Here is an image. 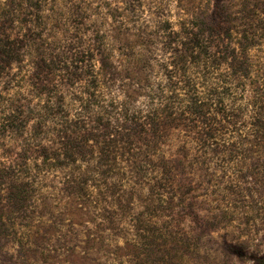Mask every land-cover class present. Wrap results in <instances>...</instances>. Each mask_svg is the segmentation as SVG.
<instances>
[{"label":"rangeland","instance_id":"rangeland-1","mask_svg":"<svg viewBox=\"0 0 264 264\" xmlns=\"http://www.w3.org/2000/svg\"><path fill=\"white\" fill-rule=\"evenodd\" d=\"M211 16L233 41L214 40L210 54L236 49L248 69L242 112L223 121L216 141L171 132L162 150L172 186L158 192L131 162L101 167L94 145L89 161L52 155L59 146L50 124L41 138L31 122L10 127L14 88L0 73V264H264V0H0V39L10 38L20 58L32 45L37 59L60 60L72 47L99 46L116 27L153 35L196 20L204 29ZM153 41L146 54L171 63L175 38L161 32ZM224 59L219 72L232 74ZM46 79L55 85L54 74Z\"/></svg>","mask_w":264,"mask_h":264},{"label":"trees","instance_id":"trees-1","mask_svg":"<svg viewBox=\"0 0 264 264\" xmlns=\"http://www.w3.org/2000/svg\"><path fill=\"white\" fill-rule=\"evenodd\" d=\"M217 19L204 18V29L196 20L180 23L182 31L170 25L153 35L141 28L129 33L116 27V35H111L113 31L104 33L99 46L88 43L82 49L72 47L66 55L58 56L60 60L49 55L37 59L32 45L20 58L14 42L6 36L0 39V73L9 77L8 84L14 88L13 97L6 101L14 116L7 122H12L10 127L31 122L36 138L44 136L41 132L50 124L54 129L48 133L56 137L59 146L52 155L71 163L78 156L89 161L94 145L101 167L109 161L117 165L124 159L153 181V192L170 188L172 183L167 178L174 171L163 165L167 159L162 150L166 137L177 131L193 142L216 141L224 130L223 121L233 123L242 112L241 105L237 107L239 86L249 78L248 69L236 49L227 52L226 48L227 66L233 73L219 72L225 55L210 54V44L214 40L231 43L233 34L231 29L222 30L221 19ZM161 32L176 40L171 63H160L154 55L146 54L153 37L157 40ZM129 37L136 41L127 44ZM109 38L114 42H106ZM122 39L125 42L117 45ZM51 74L55 76L53 86L44 81ZM30 96L35 100L33 105ZM23 103L29 104L28 112L23 111ZM230 105L234 108H228ZM113 113L121 116L112 122ZM90 116L93 126L86 120ZM260 123L264 129V119ZM163 179L166 182L162 186Z\"/></svg>","mask_w":264,"mask_h":264}]
</instances>
